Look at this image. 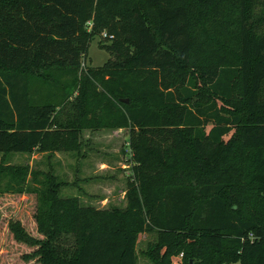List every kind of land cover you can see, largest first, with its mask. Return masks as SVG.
Listing matches in <instances>:
<instances>
[{
  "label": "trees",
  "instance_id": "1",
  "mask_svg": "<svg viewBox=\"0 0 264 264\" xmlns=\"http://www.w3.org/2000/svg\"><path fill=\"white\" fill-rule=\"evenodd\" d=\"M250 1L0 0V153L45 151L62 139L75 146L85 128H127L134 151L124 207L57 197L51 173L27 190L42 235L28 239L31 257L136 264L138 235L159 230L182 232L187 244L184 262L162 261L161 250V264H264V9L251 19ZM101 33L111 58L96 71L81 67ZM52 66L79 72L63 95L31 99L32 75L46 79L41 69ZM235 82L238 110L229 104ZM4 167L24 189L28 165L0 162V185ZM8 229L23 234L17 222ZM164 243L151 244L150 258Z\"/></svg>",
  "mask_w": 264,
  "mask_h": 264
},
{
  "label": "rangeland",
  "instance_id": "2",
  "mask_svg": "<svg viewBox=\"0 0 264 264\" xmlns=\"http://www.w3.org/2000/svg\"><path fill=\"white\" fill-rule=\"evenodd\" d=\"M132 3L134 5L141 4V0H132ZM263 9L264 0L250 1L251 19H256ZM203 32L205 36L203 42H207L208 47V42L214 43L211 40L212 34L206 29ZM107 42L108 40L102 33L95 35L89 44L84 65L82 63L81 67L88 66L92 71L101 68L111 58L104 48V44ZM223 50L227 63L233 65L238 62V54L233 47L225 45ZM204 54H206V49H204ZM41 70L42 74H46L49 78L43 79L32 75L29 88L33 100L45 99L53 92H60L63 95L64 86L73 83L79 72L77 70L75 73H71L56 66ZM196 70V65L190 66L188 74H192ZM108 77L105 76V78ZM207 97V95H201L199 101L205 102ZM229 104L237 110L242 108L239 82L234 84L233 99ZM95 110L92 108L89 114L93 115ZM231 113H234L233 110ZM128 136L127 128H85L78 134L75 146L62 139L57 145L49 143L45 151L34 149L32 152L8 151L0 153L2 165L7 164L11 167L28 165L27 183L24 185V189L20 188V191L12 187V178L14 177L12 172L15 168L7 170V167H4L3 173H8L2 175L4 177L0 186L5 187V182H9L7 184L9 187L7 190H0L2 192L0 196V264H40L36 258L31 257L35 246L30 245L28 241L31 237L42 238V235L37 231L34 218L37 195L33 192L28 193L27 190L41 189L40 183L47 181L49 173L54 174L60 182L57 197L77 196L81 204L93 205L97 208L124 207L126 205L124 191L127 178L131 176L130 160L134 155V151L129 147ZM237 137H239L238 133L233 140L235 141ZM235 146H237L236 142L234 148ZM245 151L252 155L251 150ZM246 155L250 156L248 153ZM187 167L189 168V164ZM181 171V169L178 170V173L181 174ZM47 204L48 202L44 208ZM11 221L12 225L18 223L23 231L22 235H16L8 229V224ZM156 241L165 243L155 249L157 255L150 258L149 248ZM68 242L72 244L71 236H69ZM186 246L182 232L171 234H164L159 230L141 232L136 240V264H161L162 261L166 262L168 257L184 262ZM161 250L166 255L160 262L159 251Z\"/></svg>",
  "mask_w": 264,
  "mask_h": 264
},
{
  "label": "built area",
  "instance_id": "3",
  "mask_svg": "<svg viewBox=\"0 0 264 264\" xmlns=\"http://www.w3.org/2000/svg\"><path fill=\"white\" fill-rule=\"evenodd\" d=\"M103 35H105V33H103ZM252 236H253V235H252L251 232L247 235V237H249V238H251Z\"/></svg>",
  "mask_w": 264,
  "mask_h": 264
},
{
  "label": "water",
  "instance_id": "4",
  "mask_svg": "<svg viewBox=\"0 0 264 264\" xmlns=\"http://www.w3.org/2000/svg\"><path fill=\"white\" fill-rule=\"evenodd\" d=\"M127 99H125V101H126Z\"/></svg>",
  "mask_w": 264,
  "mask_h": 264
},
{
  "label": "crops",
  "instance_id": "5",
  "mask_svg": "<svg viewBox=\"0 0 264 264\" xmlns=\"http://www.w3.org/2000/svg\"><path fill=\"white\" fill-rule=\"evenodd\" d=\"M125 192V191H124Z\"/></svg>",
  "mask_w": 264,
  "mask_h": 264
}]
</instances>
